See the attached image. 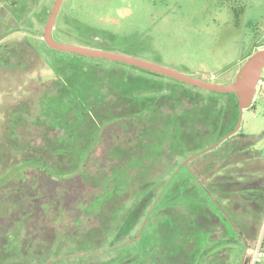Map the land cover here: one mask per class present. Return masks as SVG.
Instances as JSON below:
<instances>
[{"label": "rangeland", "instance_id": "rangeland-1", "mask_svg": "<svg viewBox=\"0 0 264 264\" xmlns=\"http://www.w3.org/2000/svg\"><path fill=\"white\" fill-rule=\"evenodd\" d=\"M12 1L0 0V56H4V46L12 54L11 68L0 67V179L13 166L23 161L29 164L20 175L0 184V246L6 244L7 239L9 244L14 245L9 253L11 261L22 259V255L37 253L43 260L50 254V259L61 257L49 264H62L60 262L66 259H70L68 264H107L104 258L117 255L126 264H192L196 254L193 249L194 243H197V230L194 235L190 234V240L182 238L177 245L169 247L173 250L172 254L163 244L164 240L170 244L175 238V229L169 227L167 217L179 215L186 221L195 218L194 228L204 229L200 238L204 248L211 241L221 242L207 254H198L200 249L196 248L199 250L196 256V260L200 259L199 264H238L241 240L235 236L230 238V225L242 228L243 241L248 245L240 264H264V68L257 83L253 106L243 110L240 128L236 131L243 134L242 137H228L206 150L218 141V137L209 138V143L215 141L210 145L207 143L208 146L202 145L201 152L195 153L196 156L186 163L184 161L188 157L184 159L173 173L177 162L175 150H171V156L169 150H163L152 168H147L146 178H157L147 198L139 197L131 201L114 219L107 214L106 224L100 226L104 216L96 213V207L90 212L86 211V207L95 195L102 192L110 170L123 169L126 161H130L126 155L120 156L117 150L137 142L151 113L143 118L130 116L106 124L86 159L83 172L87 175L84 177L80 173L58 178L42 168H36L37 164H42L52 172L54 169L66 170L78 160L72 154L54 155L61 133L57 132L54 136L55 130L50 128L43 149L40 147L36 151H27L21 157H12L10 147H15L17 141L24 139L27 145H32L30 147L41 143L44 114H41L37 100L45 91H54L53 63L66 57L62 51L40 40L55 0H26L23 8L20 6L15 13L10 11ZM232 7L238 11L236 16ZM52 35L59 42L118 52L191 77L228 84L233 82L245 56L258 47L264 48V0H62ZM25 40L34 43L37 51L28 45L24 48L16 45ZM15 47L22 48L19 55L13 54ZM110 62L101 64L107 67ZM123 68L133 75L144 74L149 81V90L140 91L136 99L166 94V105L172 106L170 109L161 107L162 113L172 111L178 115L180 108L190 109L189 102L184 101V104L176 100L183 94L196 98L207 96V90L162 74L164 77L143 73L129 66ZM172 90L173 93L170 92ZM222 102L223 99H219V105ZM157 110L160 112L161 109ZM13 114L18 118L16 124L8 120L15 117ZM199 114L198 111L201 120ZM190 115L195 118V113ZM198 123L199 120L196 125ZM11 125L18 130L26 127L20 140L8 134ZM196 127L202 129V126ZM143 133H146L144 143L150 142L148 137L155 133V128L141 135ZM168 142L167 138L164 147L169 148ZM183 166L188 171L181 170ZM180 171L176 181L187 188L192 179L200 181L207 190L213 183L220 182V191L210 189L218 209L208 203L217 215L213 216L218 221L216 227H212L209 233L206 229L209 227L207 217H202L201 213L194 217L198 212L196 205H191L194 200L186 205L172 203L158 208L157 215L154 213L152 217H147L144 233L137 240L125 244L138 234L153 204L155 208L160 186ZM186 192L194 193L191 190ZM223 195L230 197L224 200ZM182 209H186V213L181 216ZM253 213L257 215L256 221ZM22 216L25 218L20 225ZM98 226L102 227V234L91 239L83 236L81 240L79 235ZM117 229L119 235L111 234V230ZM13 231H16L15 236ZM121 241L123 243L117 248H110ZM105 243L110 249H97L98 245ZM51 247H54L52 251ZM96 252L108 253L100 257L94 254Z\"/></svg>", "mask_w": 264, "mask_h": 264}, {"label": "trees", "instance_id": "trees-1", "mask_svg": "<svg viewBox=\"0 0 264 264\" xmlns=\"http://www.w3.org/2000/svg\"><path fill=\"white\" fill-rule=\"evenodd\" d=\"M25 2L26 0H13L10 2V11L13 13L18 12V10H20L19 7L21 6V8H23L24 4H26ZM231 9H233V7ZM233 12L235 16L238 13L236 9H233ZM234 23L237 24L236 20H234ZM19 44L22 48H24L25 45H28L32 47L35 52L37 51L36 45L31 41L26 42L25 40L16 45ZM22 48L19 49L18 47H15L13 49V54L19 55ZM4 50V56H0V67L8 69L12 66V63L10 62L12 54L9 53L6 46H4ZM63 53L66 57L59 58L53 63L55 70L54 91H45L44 94L39 96L37 100L39 102L41 114H44L43 121L41 122L42 127H44L41 131V143L37 146L30 147L32 145H27L24 139L19 142L17 141V145L15 147H13L14 145L10 147L13 153L12 157L18 155L21 157L27 151H36L40 147L43 149V146L48 139L47 137L49 135L50 128L55 130V133H53L54 136L57 132L61 133L58 137V145L55 146L56 150L54 155H56V153L58 155L61 153L63 156L72 154L75 155L78 160L66 170L54 169L52 172L48 170L46 165L44 166L42 164H37L36 168H42V170L48 172L47 174L58 178L74 176L80 173L82 174V177H84L87 175V173L83 172L86 167V159L92 149L96 146L100 133L106 124L115 120H123L130 116L139 115L143 118L145 115H148V113H151V115L147 117L149 120L146 122L147 125L145 124L143 126L142 132H150L152 127L155 128V133L148 137V140H151L150 142L144 143V140H146V133L141 135V132L140 136L136 140L137 142L132 144L131 147L119 148V150H117L120 152V156L126 155L130 161H126L127 164L125 163L123 169L110 170L108 176L105 177L102 192L95 195L94 199L86 207L87 212H90L96 207V213L99 212V214L104 216L103 218L101 217L100 226H104V224H106L105 216L107 214L110 219H114L117 215L121 214V211H123L126 208V205L131 201L139 197H143L145 199L147 198L152 187L155 185L157 178L155 176H153L152 179L146 178L145 174L147 173V168L151 169L152 165L157 162L160 158L159 154L163 152V150H169L168 152H170V156L172 153L171 150H175V160L177 162L175 164L176 167L174 166L175 168L172 171L173 173L184 159L195 153L201 152V149L203 148L202 145L208 146L215 141L212 140V142L209 143V138L215 136L218 137L217 139H220L222 136L232 131L237 124L238 107L234 93L207 91V96L203 98H196L195 96L187 94H183L181 97L178 95L179 98H176V100H180L182 103H184V101L189 102L190 109L187 110L185 107L180 108L178 115H175L172 111L162 113L163 111L161 107L170 109L172 106L166 105V94H160L155 97L148 96L146 99H136L135 96L140 93V91H146V89L149 90V81L146 75L130 74L125 68H123V66H129L140 70L143 73H148L154 76H161L160 74L114 61L110 62V64L106 67L104 64H101V62L109 61H104V59L92 58L74 53ZM251 53L252 52L247 54L245 58H247ZM17 59L20 58L17 57ZM118 65L121 66L119 67ZM164 86L166 87L167 84L164 83ZM157 87L160 88L158 85ZM150 89L155 90L153 87ZM170 92L173 93V90ZM173 95L174 94H172V96ZM182 97H184V99ZM219 99H223L221 105H219ZM32 106L35 107L38 105L32 104ZM196 106L198 107L195 108ZM251 106H253V102ZM157 109H161L160 112H158ZM198 111L200 112L199 115L201 120L197 115ZM190 113H195V118L193 115H190ZM8 120H10L12 124H16L18 118L15 116L9 118ZM197 120H199L198 125H196ZM32 121L34 122L35 120ZM187 122H189L190 125H188ZM196 126H202V129L201 127ZM25 129L26 127H22V130L14 129L11 125V127H9L8 134H10V136L13 135L14 137H17L16 139L20 140L19 138ZM236 135H240L241 137L243 136V134H237V132H235L228 137L233 138ZM228 137H226L223 141H225ZM167 138L169 140V148H167V146L164 147V144L167 143ZM60 142H64V144H60ZM207 143L209 144L207 145ZM1 154L2 152L0 150V156ZM28 164V162L23 161L22 164L15 167L13 166L7 172V175L0 179V184L5 182L10 177L20 175L23 168H25ZM186 166H183L181 170L184 168L185 171H188ZM181 172L182 171L177 173L172 178L168 177L163 185L160 186L159 192H157V194L159 193V196L157 197L155 208L150 212L148 217H152L154 213L157 215L158 208L162 206H168L172 203H183L186 205L194 200L191 205L195 204V207H197L196 210L198 211L194 217H196L198 213H201L202 217H207L209 222L207 225H209V227L206 229L207 231L209 230V233H211L212 227L215 228L218 221L214 220L213 216L217 215L213 210H211L208 203L216 209H218V205L214 201V195H211L212 193L210 189H212V191H215L216 189L220 191L218 189L220 182L213 183L210 185V189L207 190L200 181L192 179L189 185L190 187L187 188L188 186L185 187L184 184H178L176 181V177H178V174H181ZM262 188L264 189V185ZM187 190L194 192L193 195L188 194L186 192ZM194 196L195 199H193ZM222 197L225 198H223L224 200H228L230 196L223 195ZM182 211L181 216L186 213V209H182ZM220 214L222 215V218L225 219V216L221 212ZM252 216L256 221V213H253ZM24 218V216L21 217L20 225ZM194 219L195 218H192L190 221H186L183 218L180 219L179 215L177 217L175 215L167 217L166 220L170 225L169 227L175 229V238H173L172 243L169 244L164 240L163 244L167 248L175 246L179 243L178 241L180 239H189L190 234H193V232L197 230L198 233L196 232L195 234V241H197V243H194L193 249V251H196L193 253L196 254L192 264H199L200 259L196 260L197 253L199 251L197 249H200L198 254H207L211 252L213 248L218 247L221 242L211 241L210 243H206V248H204V245L201 243L202 240L200 239L204 229L194 228ZM146 228L147 227L144 228V231ZM230 228V238L235 236V238L237 237L241 240L237 262L240 264V260L248 248V245L243 241L244 235L242 228L232 225H230ZM140 229L141 228L138 230ZM235 229H237V231H235ZM144 231L142 233H144ZM12 233L13 236H15L16 231H13ZM102 233V227L98 226L95 230L85 232L79 236L81 237V240L83 239V236L91 239ZM111 234H118V229L113 232L111 230ZM226 235H228V233ZM107 237L105 239L106 242ZM109 238L110 237H108V239ZM122 243L123 242L121 241L111 247L105 243L102 246L98 245L97 249H106L109 247L114 249L117 248V245ZM13 248L14 245L9 244L8 239L6 244H2L0 246V264H44L52 257L50 254V256L43 260L42 257L37 255V253H33V255L31 254L30 256L27 254L26 256L22 255V259H17L15 262H12V258H9V253ZM53 249L54 247H51L50 251ZM169 249L171 250L170 254H172L173 250L171 248ZM107 253L108 252H96L94 254H99L101 257V255L104 256V254ZM104 259L107 260V264H126V261H121L118 255L110 257L109 259ZM68 261H70V259L63 260L60 263L68 264ZM134 264L137 263L135 262Z\"/></svg>", "mask_w": 264, "mask_h": 264}, {"label": "water", "instance_id": "water-1", "mask_svg": "<svg viewBox=\"0 0 264 264\" xmlns=\"http://www.w3.org/2000/svg\"><path fill=\"white\" fill-rule=\"evenodd\" d=\"M61 1L62 0L54 1L46 25L42 30V36L44 38L43 41L46 43L47 46L62 52H70L92 58L121 62L130 66H134L137 68L162 74L164 76L176 79L178 81L187 83L191 86H195L207 91H214L218 93H234L238 107L237 124L232 131L222 136L220 139H218V141L214 142L212 145L207 147L206 150L212 149L218 143L223 141L226 137L234 134L240 128L243 110L248 109L252 105L253 98L256 92L257 83L259 82L262 70L264 68V48L257 49L245 59V61L240 66V69L238 70L233 82L228 84H217L211 81L182 74L169 67H165L134 56L56 41L53 38L52 31H53L55 18L57 16L58 10L61 5ZM194 156H196V154L188 157L184 161V163H186L187 160L191 159ZM153 206L150 208L149 212L147 213L138 234L134 237V239L129 240L125 244L131 243L140 237L145 222L147 220V217L152 211ZM60 258L61 257H54L46 261L44 264H49L50 262L56 261Z\"/></svg>", "mask_w": 264, "mask_h": 264}, {"label": "built area", "instance_id": "built-area-1", "mask_svg": "<svg viewBox=\"0 0 264 264\" xmlns=\"http://www.w3.org/2000/svg\"><path fill=\"white\" fill-rule=\"evenodd\" d=\"M40 40H41V41H43V40H44V38H43V36H42V35H40Z\"/></svg>", "mask_w": 264, "mask_h": 264}]
</instances>
